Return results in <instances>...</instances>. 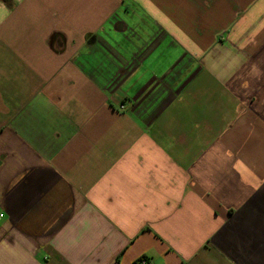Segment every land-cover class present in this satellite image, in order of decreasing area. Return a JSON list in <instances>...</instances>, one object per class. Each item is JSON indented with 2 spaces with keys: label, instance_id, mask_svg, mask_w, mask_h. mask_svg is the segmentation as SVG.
Wrapping results in <instances>:
<instances>
[{
  "label": "crops",
  "instance_id": "crops-1",
  "mask_svg": "<svg viewBox=\"0 0 264 264\" xmlns=\"http://www.w3.org/2000/svg\"><path fill=\"white\" fill-rule=\"evenodd\" d=\"M0 264H264V0H0Z\"/></svg>",
  "mask_w": 264,
  "mask_h": 264
},
{
  "label": "trees",
  "instance_id": "trees-1",
  "mask_svg": "<svg viewBox=\"0 0 264 264\" xmlns=\"http://www.w3.org/2000/svg\"><path fill=\"white\" fill-rule=\"evenodd\" d=\"M141 261H145V263L148 264V262L144 258L139 259V261L137 262V264H140Z\"/></svg>",
  "mask_w": 264,
  "mask_h": 264
},
{
  "label": "built area",
  "instance_id": "built-area-1",
  "mask_svg": "<svg viewBox=\"0 0 264 264\" xmlns=\"http://www.w3.org/2000/svg\"><path fill=\"white\" fill-rule=\"evenodd\" d=\"M0 218H2V215H0ZM140 264H146L145 261H141Z\"/></svg>",
  "mask_w": 264,
  "mask_h": 264
}]
</instances>
